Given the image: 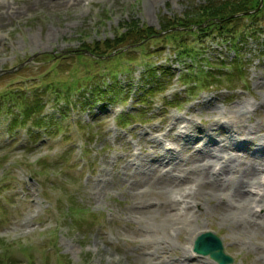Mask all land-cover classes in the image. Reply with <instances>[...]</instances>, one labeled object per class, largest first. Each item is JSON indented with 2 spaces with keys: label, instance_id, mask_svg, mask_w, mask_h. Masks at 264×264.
<instances>
[{
  "label": "rangeland",
  "instance_id": "rangeland-1",
  "mask_svg": "<svg viewBox=\"0 0 264 264\" xmlns=\"http://www.w3.org/2000/svg\"><path fill=\"white\" fill-rule=\"evenodd\" d=\"M56 1L0 0V264H217L192 251L196 229L220 236L227 264H264V232L234 230L202 189L186 209L168 187L131 181L144 149L164 163L190 152L175 139L264 151V0H245L222 31L192 24L209 0ZM129 19L153 35L113 44ZM180 36L193 53H176ZM233 104L259 122L254 141L232 128ZM186 167L169 173L187 175L176 186L192 180ZM166 202L180 219L164 218Z\"/></svg>",
  "mask_w": 264,
  "mask_h": 264
},
{
  "label": "bare ground",
  "instance_id": "bare-ground-1",
  "mask_svg": "<svg viewBox=\"0 0 264 264\" xmlns=\"http://www.w3.org/2000/svg\"><path fill=\"white\" fill-rule=\"evenodd\" d=\"M78 1L79 0H57L56 3L66 5L68 4V2L76 3ZM245 112L246 111H243L241 108H238L237 104H233L229 106L228 118L233 121V124H234L233 128L236 129L235 132L240 133V136L244 137V139L247 136L249 139V142H251V140L254 141V139H256V135H253L254 134L253 132H252L253 134H247V132H249V130L251 131L257 130L256 128H258L257 125L259 122H257L256 125L253 124L252 126H247L246 123L243 121V117H242ZM187 124L188 125L190 124V126H194L189 121ZM172 128H173V125L170 127V130ZM237 128H239V130L242 129L240 130L242 132H239ZM243 131H246V134L243 133ZM175 141H176L175 145L179 147L181 146V149H183L185 153L186 151H190V152H187V154L183 153L184 156H182L176 161L171 159L170 161L164 163L161 160L159 154L155 156L156 159L154 160L153 155L156 149L148 150V152L146 149H144L145 150L144 152L145 158H144V163H143L144 166L142 165L141 166L142 168H139V170H133V172H131V176L134 174H138L139 176L138 178L134 177V179L131 180L132 183L133 182L137 183V181L139 183L140 180H142V182L148 181L154 184L155 186H161L162 188L168 187L169 191L172 194V197L174 194L173 193L174 190L176 188H179V191H177L176 193L177 194L176 203H178V205L183 203L184 205H182V207H185L186 209H188L189 206H192V204H196V203L199 204V201H197L193 193L195 194L198 190L202 189L204 191V194L207 193L211 196L206 199L207 202L210 201L211 199L214 200L215 198L214 203L209 204L210 209L212 211L217 210L219 211L220 216L222 217L225 216L224 218L230 219L231 220L230 224L233 225L232 228L234 230L237 231V230L244 229L246 232L247 231L264 232V192H262L261 194L257 192L258 188L262 187V183L264 184V179L260 180V177H262V173H261L262 171H260L262 163L260 162V160L264 158V151L262 150V147L259 146V147H256L255 149L253 148L250 149L249 147H247V145L245 146L246 142L242 140L237 143L220 144V143H217L216 141L212 143L213 139L211 137H208L206 141L202 143L200 150H197L193 147V144H191L192 140L189 137H187V141L183 140L182 142V141H179L178 139H175ZM237 148L239 149V151H233ZM260 150H262L263 152H260ZM224 154L227 155V158H224ZM170 157H173V156H170ZM183 164H184V167L185 165L187 166L186 172L188 171L189 173H193L191 175L192 180H188L189 178V175H188L187 181H183L179 183V186H176L175 183L178 180L184 179L185 177H187V175H184L183 177H179V176L173 177V176H170L169 173L175 169H180L181 170L180 172H185L182 169ZM164 166H167V167L170 166V168H164L163 169L164 171H160L159 173L158 170ZM183 183H185L186 185L182 186L181 184ZM169 184H172V186L169 187L168 186ZM192 184H195L194 189H193ZM248 186L254 187L257 190L256 193H258L259 195L251 196L249 193V190L247 191ZM205 196H208V195H205ZM160 209L162 210V208ZM163 209H164L163 215L165 219L168 218L172 220L174 217L176 219L177 218L180 219V216H178L177 214H179V211L181 210H179L177 207L174 210H172V204L170 202H166ZM184 214H187V212H185ZM170 222L171 221H169V224ZM176 223L177 222H175V224ZM183 223H186V222H182V224ZM196 231L199 232L200 230L196 229ZM149 247H153V246H149Z\"/></svg>",
  "mask_w": 264,
  "mask_h": 264
},
{
  "label": "trees",
  "instance_id": "trees-1",
  "mask_svg": "<svg viewBox=\"0 0 264 264\" xmlns=\"http://www.w3.org/2000/svg\"><path fill=\"white\" fill-rule=\"evenodd\" d=\"M250 0H248L249 2ZM247 2H245V0H220V2H215V1H207L204 4H202L199 7L195 8L194 12H195V17H199L198 20H195L192 22V24L198 25L200 23H207V21H212L210 19H213V21L211 22V24L215 23V19L217 21L216 27L218 30L222 31L221 27L222 25H224V23L222 22V20L224 21L226 18L236 14L237 12L239 13L242 10H245ZM258 5V3L256 4ZM197 15V16H196ZM250 15V14H248ZM247 15V16H248ZM205 17V18H204ZM237 17H235V19L237 20ZM234 19V17H233ZM130 19L127 20V25L125 26L126 31L125 33H120L118 35H116V37L114 38V41H112L113 44H116L120 41H124L125 39H127V35H137V39H132V41H142L148 37H150L151 35H153V28L152 27H142L139 28V26L134 23L133 21L130 22ZM163 22V20H162ZM164 23V22H163ZM163 29L166 28L165 25L162 26ZM179 40V41H178ZM177 40L178 42V51L176 53H178L179 55L181 54H190L193 53L195 51V47L194 46H189V48H187L185 45H187L182 39V36H180V38ZM111 41L109 42V44L107 43L106 47H109L110 44H112ZM91 46V47H90ZM180 46L182 47L181 49ZM144 47V46H141ZM87 50L90 53H95V49H97V47L94 44H89L86 46ZM99 50V49H98ZM115 51H119L118 49ZM106 52L102 51L100 52V54H104ZM207 73V72H206ZM188 75L190 76V74L186 73L184 74V78H186V76L188 77ZM196 81V80H195ZM38 103V102H37ZM38 106H35L33 108H36ZM31 108L30 106H24V108L22 109L24 111V115H29V113H31L32 111H34V109ZM24 119V116L22 118V120ZM16 118H13L12 123H17ZM36 122V121H35ZM38 123V121H37Z\"/></svg>",
  "mask_w": 264,
  "mask_h": 264
},
{
  "label": "water",
  "instance_id": "water-1",
  "mask_svg": "<svg viewBox=\"0 0 264 264\" xmlns=\"http://www.w3.org/2000/svg\"><path fill=\"white\" fill-rule=\"evenodd\" d=\"M194 248L199 253L209 254L220 264L232 261V257L223 251L221 239L213 232L206 231L200 234L195 241Z\"/></svg>",
  "mask_w": 264,
  "mask_h": 264
}]
</instances>
